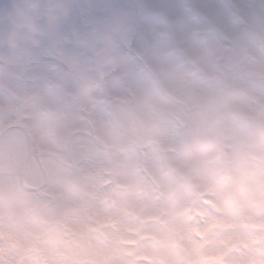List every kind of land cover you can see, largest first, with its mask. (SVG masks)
Here are the masks:
<instances>
[{
    "label": "clouds",
    "instance_id": "obj_1",
    "mask_svg": "<svg viewBox=\"0 0 264 264\" xmlns=\"http://www.w3.org/2000/svg\"><path fill=\"white\" fill-rule=\"evenodd\" d=\"M94 10L95 0H0V84L16 93L12 99L5 92L16 105V126H9L7 114L0 118V181L19 185L44 179L36 167V147L70 156L76 144L71 126L83 110L118 165L129 163L137 147L162 144L179 120L178 147L192 162L193 179L217 198L234 189L222 201L228 212L246 204V185L228 175L221 144L240 118V104L257 86V71L264 92V16L259 28L241 18L243 31L238 37L225 33L229 47H224L209 39L211 32L186 23V6L166 18L150 14L143 24L129 13L90 23ZM140 30L147 41L143 51L133 46ZM169 39L173 47L166 44ZM193 46L198 55L184 68V50ZM231 48L240 60L225 65ZM140 57L143 67L136 63ZM235 68L240 78L232 75ZM173 70L180 71L179 79ZM168 210L182 211L176 205ZM156 241L153 252L160 264H183L178 246H188L176 234L158 233ZM19 247L27 251L23 242ZM259 255L250 251L236 264H264V250ZM87 259L108 264L116 259L115 249L93 247Z\"/></svg>",
    "mask_w": 264,
    "mask_h": 264
},
{
    "label": "rangeland",
    "instance_id": "obj_2",
    "mask_svg": "<svg viewBox=\"0 0 264 264\" xmlns=\"http://www.w3.org/2000/svg\"><path fill=\"white\" fill-rule=\"evenodd\" d=\"M179 6L189 9L186 23L211 32L209 39L224 47H229L225 33L238 37L243 31L241 18L259 28L264 16L261 0H95L88 22L129 13L143 24L150 14L166 18ZM146 43L145 34L138 31L133 46L143 51ZM166 44L173 47L170 39ZM183 55L184 68H190L198 49H185ZM230 60H240L234 48L224 64ZM136 63L143 67V57ZM173 72L179 79L180 71ZM232 75L240 78V69H233ZM256 81L246 103L239 106L241 115L231 126L229 138L221 144L230 162L228 175L246 185L243 196L248 202L242 207L225 210L222 201L234 189L217 198L193 179L192 162L178 147L183 129L179 120L162 144L137 147L129 163L118 165L111 150L87 136L94 133L107 145L106 138L89 125L88 113L80 110V119L71 126L76 141L71 160L52 149H35L36 167L49 173L47 184L43 170L44 179L37 182L5 185L0 181V264H92L87 256L93 247L115 249L116 259L108 264H160L153 248L156 234L166 231L188 246H178L183 264H236L250 251H256L260 259L264 250V92L258 71ZM19 87L13 84L14 89ZM6 91L12 99L16 95L0 84V118L7 114L9 126H16V105L6 98ZM3 153L0 145V170ZM73 163L76 168L71 171L66 164ZM172 205L181 208L180 214L168 210Z\"/></svg>",
    "mask_w": 264,
    "mask_h": 264
}]
</instances>
